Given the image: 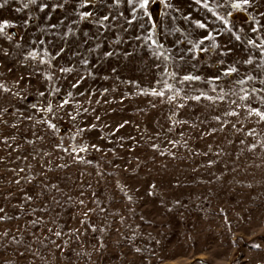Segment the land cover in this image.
Masks as SVG:
<instances>
[{"label": "rangeland", "instance_id": "374dc122", "mask_svg": "<svg viewBox=\"0 0 264 264\" xmlns=\"http://www.w3.org/2000/svg\"><path fill=\"white\" fill-rule=\"evenodd\" d=\"M169 2L173 9L164 3L151 7L156 32L165 47L186 53L187 45L177 44L183 33L194 39L207 33L183 17L190 14L210 28L212 17L192 0ZM43 4L48 7L41 11ZM0 5V23L9 24L0 33V85L10 89H0V215L9 217L0 220V264H264V123L243 113L225 116L227 103L203 100L175 109L151 95L160 61L134 39L146 30L121 27L131 18L127 0L119 6L113 0L89 7H80L79 0ZM88 11L117 19L99 29L79 21L78 13ZM221 11H232L229 20L242 41L256 37L253 16L264 25V0L239 10L225 4ZM218 42L232 55L202 54L195 69L186 55L180 72L207 78L219 74L218 60L230 64L246 55L231 34ZM62 67L73 70L62 73ZM240 67L241 75L248 71ZM195 87L214 95L207 83ZM63 100L69 103L58 107ZM49 105L52 111H44ZM58 143L87 144L81 155L91 163L73 162L54 148ZM65 163L70 167L57 168Z\"/></svg>", "mask_w": 264, "mask_h": 264}, {"label": "snow or ice", "instance_id": "6c2138e0", "mask_svg": "<svg viewBox=\"0 0 264 264\" xmlns=\"http://www.w3.org/2000/svg\"><path fill=\"white\" fill-rule=\"evenodd\" d=\"M28 2L35 4L37 3V0H28ZM65 2H67V0H65ZM122 2L123 0H113V4L116 6H119ZM94 3L95 0H79L80 7L94 6ZM127 3L130 6L131 18H124V23L121 27H123L124 31H128L131 26L138 24L140 29L146 30V34L142 32L136 35L134 39L137 41H143L142 46L146 45L150 49L152 55L160 61V63L156 65L157 68L162 69L160 77L157 80L158 87L151 90V95L161 98L163 102L169 103L174 106L175 109L185 108L188 106L189 102L200 103L203 100L209 101L211 105L227 103L231 107L230 110L224 113L225 116L240 117L243 113L246 118L250 119L256 117L257 123H264V36L260 35L261 29H264V25H261L256 16H253L252 20L254 26L252 27V32L256 34V37H249L242 41L241 35L234 31V26L230 23L229 17L232 16V11H221L225 4L229 5L230 8L234 10H239L241 8L247 9L248 7L253 6L256 3V0H223V3H221V0H192V3L205 12L206 17L211 15V23L214 26L210 28L208 22L193 19L190 14L185 15L183 19L186 22H190L195 29L203 30L207 34L194 39L191 37V33H183V39L178 40L177 44H186L187 49L186 53L182 51L179 54L174 53L172 50L165 47L160 41L159 34L156 32L158 25L151 12V7L159 3H164L167 8L173 9L174 6L169 0H127ZM47 7V4H43L41 11ZM55 7H63V4H58ZM174 10L179 12V9ZM78 15L79 21L92 22L99 29L104 30L111 28L113 26L112 21L117 19L116 16L110 14H106L102 17H94V13L91 11L79 12ZM165 15H168V13H165ZM260 15L264 16V13H260ZM119 16L123 17V13H120ZM172 19H176V17H172ZM79 21L74 23H78ZM7 27H9L7 21L0 23V33H4V30ZM51 27L55 28L56 25H52ZM175 31L180 30H171V32ZM240 31H242V29ZM68 32L72 33V29L69 28ZM171 32H168V34H171ZM226 33L231 34L237 42L243 43L246 53L244 57L235 60L230 64L224 59L218 60L217 63L223 66L218 70L219 74L207 78L191 71L183 74L180 72V63L185 62L186 55L190 57L191 61L196 62L192 64V68L194 69L197 67V63L202 54L215 53L219 57H228L232 55L231 48H228L227 45H221L218 42L219 36ZM85 35L87 36V33H85ZM120 42L119 39L115 41V43ZM40 43L43 44L44 41L42 40ZM97 47H99V45ZM63 51L64 49L61 48L60 52L57 53V56L62 54ZM29 55L35 59L37 53L33 52ZM106 55L111 56L112 53L109 52L106 53ZM52 59H55V57H52ZM46 62L48 61L41 60V63ZM81 63L87 65L88 61L87 59H84ZM240 66H246L248 69L243 75H241ZM72 70V68L63 67L60 69L62 73H70ZM84 79L85 77L82 76L72 84V88H78ZM221 81H224V84H221ZM198 82L211 85L210 91L211 93H214V95H210L208 92L195 87ZM0 89L10 91V89L4 88L3 85H0ZM56 91H58V89H56ZM41 95H43V93H41ZM81 95H83V93H81ZM68 96L71 98L73 93L69 92ZM254 102L257 104L256 107H253ZM68 103L69 100H63L58 107H63ZM33 107H36V105H33ZM240 110H242V112ZM44 111L51 112V105L44 109ZM85 111H87V109H85ZM177 114L176 111L172 112V116ZM75 118V116H72L73 120H75ZM97 119H99V117H97ZM213 119L220 123L221 126L226 125V121L222 120L220 116H215ZM45 122L53 132L57 131L56 124L51 123L50 121ZM181 123H187V121H181ZM123 126L124 125L118 126L117 131L119 130V127ZM91 127H95V125H92ZM233 127H235V124H233ZM86 130L88 129H78L77 133L79 134ZM215 131L216 129H212V132ZM254 131V129L250 130L249 135L254 134ZM39 139H42V137ZM72 139L74 140L75 136H73ZM30 143H32V141H30ZM91 147L95 148L97 151L100 150L96 148L95 145H92ZM153 147L156 146L153 145ZM54 148L57 151L67 153L73 162L91 163V161H85L84 156L81 155V153L88 151L89 146L87 144L73 145L69 148L62 147V145L58 143L54 145ZM253 148H255V145H253ZM45 155H47V153H45ZM209 163L211 164L212 162ZM67 167H70L67 163L57 165V168L59 169ZM50 170L51 169H49V171ZM20 171L23 172L24 169L21 168ZM15 183L19 184L20 179H17ZM51 188L59 191V186L57 184H51ZM68 199L71 200V197H68ZM25 200H31V197L26 196ZM57 203H59V201H57ZM80 203L83 204V200H81ZM4 212V208L0 207V214H3ZM84 215L87 216V213ZM6 218L9 217L0 215V220ZM32 223L35 225L37 224V221H33ZM49 231L52 230L49 229ZM93 231H95V229H93ZM4 235H7V233H4ZM54 235L60 237L62 232L55 231ZM52 243L55 244V241H52ZM57 247H61V245H57Z\"/></svg>", "mask_w": 264, "mask_h": 264}]
</instances>
